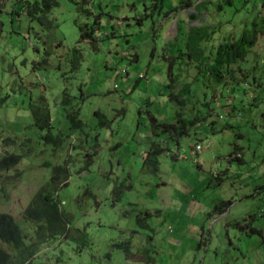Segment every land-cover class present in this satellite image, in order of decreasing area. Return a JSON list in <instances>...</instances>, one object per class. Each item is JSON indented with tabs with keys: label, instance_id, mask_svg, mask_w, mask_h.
<instances>
[{
	"label": "rangeland",
	"instance_id": "374dc122",
	"mask_svg": "<svg viewBox=\"0 0 264 264\" xmlns=\"http://www.w3.org/2000/svg\"><path fill=\"white\" fill-rule=\"evenodd\" d=\"M34 1L0 0V156L7 150L25 155L0 173L1 183L10 177L0 212L20 221L54 167H67L61 209L88 235L85 247L56 238L42 246L38 259L264 264V26L241 63L252 69L250 83L194 86L185 115L207 120L179 145L174 135H155L151 125V118L177 124L169 84L171 76H179L180 86L196 74L187 54L179 55L190 28H217V46L228 33L252 29L262 0H191L189 9L181 0H49L47 14L28 15L25 7ZM41 97L61 146L43 138L49 131L32 126L31 108L42 104ZM73 112L82 125H72ZM7 138L16 143L6 149ZM152 142L168 148L156 175L144 163ZM145 220L153 231L137 223ZM23 224L33 237L35 226ZM129 241L134 253L148 249L154 261L127 256L115 245Z\"/></svg>",
	"mask_w": 264,
	"mask_h": 264
},
{
	"label": "trees",
	"instance_id": "16d2710c",
	"mask_svg": "<svg viewBox=\"0 0 264 264\" xmlns=\"http://www.w3.org/2000/svg\"><path fill=\"white\" fill-rule=\"evenodd\" d=\"M226 2L233 4L232 0H226ZM48 3L49 0H44L45 5H43V0H35L34 3H29L25 7L26 13L28 15L39 12L47 14L50 9V4ZM201 4L198 7H202L203 5ZM192 5L191 0H181L182 9H189ZM216 6L219 10L223 8L221 4ZM258 7L260 8L259 16L252 21V29L244 28L239 36L235 33H228L218 40L220 42L217 46L212 44L216 38L215 34L218 33L217 28H210L209 26H195L190 28L186 39L182 41L184 47L182 46V49H180L179 55L187 54L189 60L188 67L192 65L196 74L192 82L185 79L184 83L180 86L176 82V80H179V76H171L169 99L179 107L176 115L177 124L161 123L156 118H151V125L153 126L155 135L164 134L165 138H169L168 134H170V137L174 135L177 138V145H179L181 138L190 134L189 130L191 128L207 120V115H185L184 108L190 103L192 88L194 86L200 89L199 87L208 86L209 83L218 86L225 85L229 82H232L234 85L250 83L249 77L251 76L252 69L249 70L242 67L241 63L247 61L250 52H254L262 36V30L259 26L261 24L264 26V19H260L262 11L264 10V0L260 1ZM94 31L93 29L92 34ZM87 35H89L88 32H84L82 37H86ZM202 44H204V47ZM41 100V105L32 106L31 108L34 118V125L32 126H35L41 131H49L46 132L43 138L49 143L61 146L63 140L51 133L52 117L49 109L43 105L45 102L42 97ZM68 102L69 99L66 98L64 103ZM96 114L101 116V118H105L100 112ZM69 119L74 127L82 125V120L79 118L78 112L69 114ZM214 125V122L209 123V130L215 134L218 131ZM221 129L223 131L225 128L222 127ZM15 143V139L7 138L4 140V144L7 146H3L7 149ZM167 149L164 142H152L144 158L145 167H147L150 173L158 174L160 169L159 157ZM234 151L238 153V149L235 148ZM7 152L0 156V173L16 167L25 157L24 154H18L15 151ZM68 178L69 171L67 167L55 166L52 177L34 195L22 213L20 221H17L14 215L9 212H0V264H46L45 261L38 259V254L44 244L59 237L74 243L81 242L83 243V247L87 246L88 242L85 240L88 236L87 232L81 231L79 227H75V219L64 213L61 209V201L58 195L63 186H66L65 182ZM9 183L10 177H7L3 183H1L0 179V196L5 195L6 190L4 188ZM123 186L124 184H122ZM115 194L117 196L116 199L120 201L122 199V191L118 190ZM217 207L218 205L215 209ZM25 222L35 226V234L33 237L25 232L23 227V223ZM137 223L142 228L153 231V228L146 220L138 221ZM2 244L8 245L12 252H9ZM115 245L119 249H124L127 256H141L148 263L154 261V256L148 249L134 253L130 241Z\"/></svg>",
	"mask_w": 264,
	"mask_h": 264
},
{
	"label": "built area",
	"instance_id": "2783aa9c",
	"mask_svg": "<svg viewBox=\"0 0 264 264\" xmlns=\"http://www.w3.org/2000/svg\"><path fill=\"white\" fill-rule=\"evenodd\" d=\"M202 149V147L201 146H197V150H201Z\"/></svg>",
	"mask_w": 264,
	"mask_h": 264
},
{
	"label": "clouds",
	"instance_id": "9594fccd",
	"mask_svg": "<svg viewBox=\"0 0 264 264\" xmlns=\"http://www.w3.org/2000/svg\"><path fill=\"white\" fill-rule=\"evenodd\" d=\"M4 245H6V244H4ZM8 246V245H7Z\"/></svg>",
	"mask_w": 264,
	"mask_h": 264
}]
</instances>
